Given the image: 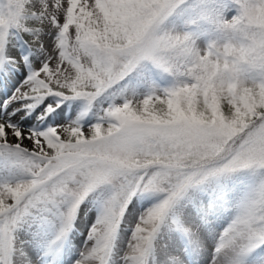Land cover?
Here are the masks:
<instances>
[{
	"label": "snow or ice",
	"instance_id": "snow-or-ice-1",
	"mask_svg": "<svg viewBox=\"0 0 264 264\" xmlns=\"http://www.w3.org/2000/svg\"><path fill=\"white\" fill-rule=\"evenodd\" d=\"M0 264H264V0H0Z\"/></svg>",
	"mask_w": 264,
	"mask_h": 264
}]
</instances>
